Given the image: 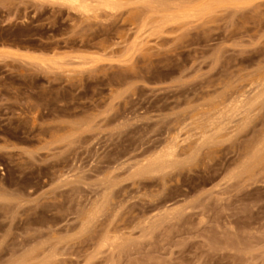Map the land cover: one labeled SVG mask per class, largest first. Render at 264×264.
<instances>
[{"label":"rangeland","instance_id":"1","mask_svg":"<svg viewBox=\"0 0 264 264\" xmlns=\"http://www.w3.org/2000/svg\"><path fill=\"white\" fill-rule=\"evenodd\" d=\"M79 1L0 0V264H264V0Z\"/></svg>","mask_w":264,"mask_h":264},{"label":"bare ground","instance_id":"2","mask_svg":"<svg viewBox=\"0 0 264 264\" xmlns=\"http://www.w3.org/2000/svg\"><path fill=\"white\" fill-rule=\"evenodd\" d=\"M63 1L65 3L71 5L72 7L75 6L77 8L83 9V11H85V13H86V11L90 10L85 5H83L79 0H63ZM115 1H117V0H115ZM110 3H111V1H110ZM110 3H104L103 6L106 8H109V9L115 8L113 6V4H110ZM257 79H259L257 81V84H256L257 86H254V87H256L255 88L256 90L252 89L249 92L248 91L246 92L245 88H247V87H245V88L243 86L235 87L234 90H231L227 94L222 95L216 102H213L210 105V107L204 112L203 115H205V114L207 115L209 113L210 114L207 116L205 124H202V125H200L201 127L196 128L199 130V132H198V138H196L197 140L194 142L193 146L197 147V149H196L197 151L203 149L206 145H212L213 146V144L216 142L217 139H220L222 141V138H220L219 136H218L219 138L214 136L215 134L214 135L211 134V131H213V130L216 131L218 126L224 120H226V122H230V120L225 119V116L227 113H230V117H228V118H230V119L232 118V120H233V117L240 116L238 124L235 126L237 128L234 131H237L239 129L242 130L249 124L251 118L254 117L253 114H256V113H253L252 114L253 117H252L251 113L253 111L257 110V108H254L256 110H254V109L252 110V107L255 105L257 106V104L263 105L261 100H263L262 98H264L263 97L264 96V78H260V76H259V78H257ZM249 82H251V81H249ZM252 91H254V92L252 93ZM218 129H220V128H218ZM208 141H210V142L208 143ZM176 144H174V145L171 144V145L167 146L165 148V150L163 149V151H160L151 160L149 167L145 168V170H146L145 172L152 170V169L153 170L156 169L158 171L163 172L164 169L167 170V168H171L175 164H177L178 162L175 161L176 159L174 160V158L176 157V151H175V147H176L175 145ZM217 144H218V142H217ZM208 150H210V153H211V149H208ZM188 154H190V153H188ZM192 155H194V154H190L189 158L192 159ZM253 158H254V160H256L258 157L253 156ZM261 158H262V156H261ZM261 158L259 157V159H261Z\"/></svg>","mask_w":264,"mask_h":264}]
</instances>
